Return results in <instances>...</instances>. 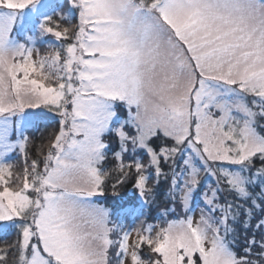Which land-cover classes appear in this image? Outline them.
Wrapping results in <instances>:
<instances>
[{
	"label": "snow or ice",
	"instance_id": "1",
	"mask_svg": "<svg viewBox=\"0 0 264 264\" xmlns=\"http://www.w3.org/2000/svg\"><path fill=\"white\" fill-rule=\"evenodd\" d=\"M25 109L59 125L30 166L25 131L44 113ZM259 121L264 0H0V221L18 230L0 264L9 254L11 264H264ZM17 146L25 160L14 174L4 157ZM178 153L187 158L176 172ZM170 159L167 194L184 217L125 229L121 216L156 202ZM201 172L217 187L195 219ZM109 181L113 196L131 183L140 209L99 203Z\"/></svg>",
	"mask_w": 264,
	"mask_h": 264
},
{
	"label": "rangeland",
	"instance_id": "2",
	"mask_svg": "<svg viewBox=\"0 0 264 264\" xmlns=\"http://www.w3.org/2000/svg\"><path fill=\"white\" fill-rule=\"evenodd\" d=\"M53 3L57 2V0H52ZM54 41V37L47 36L45 37V43H37L36 47L40 49L41 54H45L48 48V42ZM35 58V56H34ZM249 100L252 98L249 97ZM26 112L30 113H36V112H43L44 116L39 118L35 121V123L31 126H28L25 135L29 137V143L27 145V153H28V165H31V160L36 157V147L41 145L43 142V148L44 152H47L48 145L50 143V137L59 130L58 125V118L53 119L54 113H48L47 109H25ZM16 118L13 117V120ZM260 124H264V121H259ZM261 134H264V128L257 129ZM16 137L13 136L12 140L15 141ZM110 144L111 148L113 150H117V145L112 144L111 140L106 141ZM169 146L171 145V142L169 141ZM229 145H231V142H227ZM159 144L160 142L157 141L156 144L153 146L157 148V151L159 150ZM131 157V153H126L124 157V162L127 164L129 159ZM137 157L140 158L145 164H147L148 157L147 154L143 150L137 151ZM187 158L186 153H178L176 154L174 158V162L176 165L175 171L179 172L181 167H183V160ZM259 158V156L254 157ZM253 158V159H254ZM24 154L20 152L19 147L17 146L14 148L11 152H9L4 157V162L9 163L13 165V172L14 174L17 171H22L24 167ZM108 161L109 163L113 164V157L111 152L108 154ZM111 161V162H110ZM108 163V164H109ZM199 163V161H197ZM173 164V160H169L167 163H164L163 160H161L162 169L163 166L168 167L167 171L163 169V172L167 174V176H161L160 177V185L158 187L159 191H166V193L169 192V189L172 186V171L173 169L170 168V165ZM42 167V166H41ZM228 167H236V166H228ZM153 175V180L155 179V172L154 168L150 169ZM147 174V173H146ZM200 185L196 189V191L192 194V197L189 201V207L196 204V207L192 209V212L189 213L194 216L195 219H198L200 216L201 209L207 210V205L204 200V193L208 192L209 195H211V189L217 187V180L215 177L211 175H207L204 172L200 173L199 176ZM151 183V182H150ZM181 184H183V181H181ZM125 186L118 189L119 195L113 196L111 188H108L107 193L105 196L98 197V202L105 205L106 207L116 209V206L118 209L123 206L125 209L130 207H136L137 205H140V201L138 199V193L136 190L132 187V184L129 188L125 189ZM220 193H224L223 191ZM219 193V195H220ZM180 193L177 192V197H179ZM222 199V198H221ZM221 202V200H220ZM141 207V206H140ZM140 207L138 209H140ZM161 211L155 212L154 214L147 220H144L145 217L148 215L147 211L145 210L143 215L139 216L138 218H134L132 216H121L120 223L123 224L125 229H129L131 227H137L140 225L141 221H145V225L147 224H153V225H161L166 223V217L172 213H180L175 219L183 218L185 215V210L182 205L179 204V201L177 200L175 203L172 201L171 196L168 195L167 203L163 204V206L160 207ZM159 210V208L157 209ZM133 218V219H132ZM113 219L115 220V213L113 215ZM171 220V219H168ZM132 221V222H131ZM131 223V224H130ZM109 227H112V224H109ZM17 232L18 230L11 226L10 221H0V249H5L9 245H12L17 240ZM135 236V233H133V238ZM115 239V237H113ZM9 240V241H8ZM146 253V249L142 251V255Z\"/></svg>",
	"mask_w": 264,
	"mask_h": 264
},
{
	"label": "trees",
	"instance_id": "3",
	"mask_svg": "<svg viewBox=\"0 0 264 264\" xmlns=\"http://www.w3.org/2000/svg\"><path fill=\"white\" fill-rule=\"evenodd\" d=\"M112 166H113L112 163H109V164L106 165V167H112ZM259 167H261V160H260V158H254L253 159L252 171L255 172L256 169L259 168ZM167 168L168 167L163 166V169H165L166 171L168 170ZM124 186H125V189H127V188H129L131 186V183L126 184ZM108 188H111V181H109V183H108ZM224 196H225V193H220V197L222 198L221 199V203H223V197ZM167 198H168V194L166 193V191H163V190L162 191H159L158 192V195H157V198H156V202L155 203H152L150 206H144L143 213H144L145 210H148L147 211L148 215L145 217L144 220H146V218L148 220L154 214V211L160 213V211H161L160 207L163 206V204H166L167 203ZM229 199H231V197H229ZM140 206L141 205H139V206L137 205L135 208L137 210H139L138 208ZM158 208H159V210H157ZM116 209H118L117 206H116ZM179 214L180 213H172V214L168 215L165 220L167 221L168 219H172L174 216H177ZM249 234H251V233H249ZM243 244H244L243 233H241V238H240V240L238 241V243L236 245V251L237 252L242 253ZM11 261H12V256H11V254H9V256H8V264H11Z\"/></svg>",
	"mask_w": 264,
	"mask_h": 264
}]
</instances>
